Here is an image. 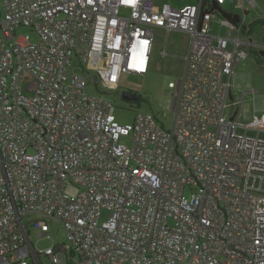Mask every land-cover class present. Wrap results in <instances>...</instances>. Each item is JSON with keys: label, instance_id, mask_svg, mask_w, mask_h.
Wrapping results in <instances>:
<instances>
[{"label": "built area", "instance_id": "2783aa9c", "mask_svg": "<svg viewBox=\"0 0 264 264\" xmlns=\"http://www.w3.org/2000/svg\"><path fill=\"white\" fill-rule=\"evenodd\" d=\"M227 1L2 0L0 264H264V129L240 123L231 83L264 42L227 18L229 33L213 34L220 13L236 14ZM156 28L189 36L173 125L121 123L71 61L116 87L149 71ZM57 222L68 242L36 250L28 227Z\"/></svg>", "mask_w": 264, "mask_h": 264}, {"label": "rangeland", "instance_id": "374dc122", "mask_svg": "<svg viewBox=\"0 0 264 264\" xmlns=\"http://www.w3.org/2000/svg\"><path fill=\"white\" fill-rule=\"evenodd\" d=\"M197 0H157L158 8L168 5L169 7H181L187 3H194ZM224 9L233 11L243 19L244 25H250L258 18L264 17V0H245L244 6L236 9L234 4L228 0ZM1 17L4 14L2 0H0ZM225 16L220 13L213 21V34L216 36H226L230 28L221 23ZM233 35L235 31L232 30ZM20 33H33L28 28H21ZM255 40H261L264 34V26L253 24L251 33ZM167 41V53L161 57L159 52L164 49ZM217 42V40H216ZM189 38L183 33L172 32L168 36L162 29H154V45L152 53V63L146 74L123 73L120 83L116 87H108L101 82H90L95 76L92 71H83L78 66V60L74 57L70 68L74 71L84 73L88 79V85L85 88L87 94L102 98L111 102L115 107V114L121 123H131L137 114H152L157 124L164 128H169L174 122V112L172 110L173 88L171 82H175L182 74L183 59L186 53ZM233 96L237 100L242 98V114L240 116L241 124H249L258 116L262 123L259 128L264 129V56L255 52H250L249 56L236 66L231 76ZM27 80H22L24 87ZM131 92L138 100L125 99L124 93ZM233 100L229 99V103ZM230 108L226 110L229 115ZM253 134L257 131L252 130ZM260 136L264 138V132ZM123 142L130 143L129 138H123ZM65 192L75 194L78 191L76 185L68 184ZM192 190L187 189L188 195ZM29 218H25L27 223ZM51 230L48 234H40V231L29 226V238L33 242L36 250L46 249L52 246L53 242H68L67 233L61 222L50 225ZM43 264H52L49 257H41Z\"/></svg>", "mask_w": 264, "mask_h": 264}, {"label": "trees", "instance_id": "16d2710c", "mask_svg": "<svg viewBox=\"0 0 264 264\" xmlns=\"http://www.w3.org/2000/svg\"><path fill=\"white\" fill-rule=\"evenodd\" d=\"M227 19H229L232 23H234V24H239L240 22H242V19L240 18V16L238 15V14H235L233 17H231V16H227V15H224ZM255 23H257V24H261V25H263L264 26V17H261V18H258L256 21H254L251 25H250V27L248 28V27H246L245 25H244V23H243V32L244 33H252V31H253V24H255ZM253 52H255V53H257V51L256 50H253ZM257 54H259V53H257ZM260 55V54H259ZM260 56H262V55H260ZM128 95H129V100H131V101H133V100H138V98L134 95V94H132L131 92H126Z\"/></svg>", "mask_w": 264, "mask_h": 264}, {"label": "crops", "instance_id": "0c3cea01", "mask_svg": "<svg viewBox=\"0 0 264 264\" xmlns=\"http://www.w3.org/2000/svg\"><path fill=\"white\" fill-rule=\"evenodd\" d=\"M231 2V1H230ZM232 3V2H231ZM226 18V17H225ZM242 21H243V19H242ZM244 23V22H243ZM213 24V23H212ZM213 26V25H212ZM156 29H162V28H156ZM162 30H164V29H162ZM165 32H166V34H167V36L170 34V33H172V32H177V33H183L184 35H186L188 38H189V36L186 34V33H184V32H180V31H169V32H167L166 30H164ZM230 31V30H229ZM212 32H213V28H212ZM229 33V32H228ZM263 35L264 34H262V36H261V39H262V37H263ZM260 41H262V40H260ZM153 45H154V41H153ZM153 45H152V51H151V61H150V63H152V53H153ZM187 45H189V43L187 44ZM164 47H166V50H167V41H166V44L164 45ZM187 49H188V46H187ZM161 52H162V50L159 52V55L161 56V57H165V56H162L161 55ZM168 52V51H167ZM186 52H187V50H186ZM186 54V53H185ZM184 54V55H185ZM168 55V54H167ZM166 55V56H167ZM151 65V64H150Z\"/></svg>", "mask_w": 264, "mask_h": 264}, {"label": "water", "instance_id": "95a60500", "mask_svg": "<svg viewBox=\"0 0 264 264\" xmlns=\"http://www.w3.org/2000/svg\"><path fill=\"white\" fill-rule=\"evenodd\" d=\"M263 42H264V35L261 39ZM262 56H264V51L261 53ZM90 82H95V83H98L99 82V79L97 76H93L91 79H90ZM124 97L125 99H128L129 98V95L127 93H124Z\"/></svg>", "mask_w": 264, "mask_h": 264}]
</instances>
